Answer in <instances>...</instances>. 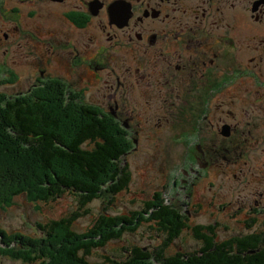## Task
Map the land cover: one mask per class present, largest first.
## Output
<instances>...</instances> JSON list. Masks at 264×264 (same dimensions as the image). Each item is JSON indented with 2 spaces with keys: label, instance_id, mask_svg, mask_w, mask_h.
<instances>
[{
  "label": "flooded vegetation",
  "instance_id": "flooded-vegetation-1",
  "mask_svg": "<svg viewBox=\"0 0 264 264\" xmlns=\"http://www.w3.org/2000/svg\"><path fill=\"white\" fill-rule=\"evenodd\" d=\"M23 49L21 74L36 76L28 92L57 80L66 98L115 120L127 148L190 159L180 182L166 175L172 199L167 186L152 193L150 224L164 246L183 232L164 235L171 228L157 220L155 193L176 208L191 181L213 192L229 169L240 185L208 203L191 190L187 214L177 209L182 231L219 203L245 227L237 236H264V0H0V64L9 71Z\"/></svg>",
  "mask_w": 264,
  "mask_h": 264
},
{
  "label": "trees",
  "instance_id": "trees-1",
  "mask_svg": "<svg viewBox=\"0 0 264 264\" xmlns=\"http://www.w3.org/2000/svg\"><path fill=\"white\" fill-rule=\"evenodd\" d=\"M126 143L115 120L88 105L87 99L66 98L57 80L27 94L0 93V211L20 196L46 204L70 194L77 202L72 213L45 225L38 223L41 235L0 226V255L20 264H264L263 235L232 236L219 242L215 230L221 226L213 223L208 227L188 225L190 231L185 232L205 242L193 252L170 251L163 243L161 248L125 247L123 259L107 256L102 262L92 261L96 249L152 221V193L142 201L141 211L108 213L116 197L128 192L134 181L131 165L124 158L152 156L128 149ZM155 161L153 158L140 172L147 184L155 178L151 169L157 175L161 170ZM162 192L155 193L162 206L156 211L157 220L171 228L164 235L176 239L184 233L187 220L176 208L164 206ZM95 200L103 202V213L86 231L79 232L76 222L90 213L87 206Z\"/></svg>",
  "mask_w": 264,
  "mask_h": 264
},
{
  "label": "rangeland",
  "instance_id": "rangeland-1",
  "mask_svg": "<svg viewBox=\"0 0 264 264\" xmlns=\"http://www.w3.org/2000/svg\"><path fill=\"white\" fill-rule=\"evenodd\" d=\"M24 49L22 52H16L14 54L11 68L7 71L4 65L1 63V74H0V83H3L2 88L0 86V93H5L9 96H14V94H18V92H23L24 94L29 93L27 90V85L31 84L35 77L29 76L28 78L21 74L22 69L24 68L23 63H16V60L23 58ZM30 60L33 61V56L29 57ZM34 75H36L33 67L29 69ZM35 89V88H34ZM32 89V90H34ZM117 124V123H116ZM244 126V123L241 124ZM246 128V124L244 126ZM127 146V145H126ZM130 148V147H128ZM174 153V152H173ZM171 155H163V156H126L124 158V162H127L131 165V171L133 174V182L131 184L130 190L128 192H124L116 197L115 205L111 206V210L108 211L111 215H126L129 211H141L143 210L142 201L144 199H148L150 193L155 191H159L160 188L168 186V190L165 191V195L169 198H173L175 196V190L173 188V180L170 181L166 175L171 174L173 177H179L177 179L178 182L181 180V173L184 167H188L190 164V159H188L185 154L174 153ZM193 155V154H192ZM156 159L155 162L161 168L159 174H156L155 169H151V177H155L152 182L147 184L145 176L143 178L140 177V172L143 169H146V165L148 162H151L152 159ZM187 158V159H186ZM153 163V162H152ZM144 168H143V166ZM150 167V165H149ZM233 169L227 170V175L216 179L217 187H214L213 192L209 191L208 184H204L201 189H196V187H192V181L189 183L188 187H185L184 191L180 193L179 197L174 199L176 203V209L182 211L183 214H187L184 210V204L186 203L188 198V193L191 190H195V193L198 194V199L211 201L213 197V193H218L219 198L227 197L229 199V195L231 189L236 188L240 184L234 181L233 173H238L236 171H232ZM149 171V170H148ZM167 172V173H166ZM142 175H145L144 173ZM249 176V174H248ZM196 177V176H195ZM174 179V178H173ZM207 179L204 180V182ZM200 181V180H199ZM248 181H254L252 178H248ZM203 182V183H204ZM245 184L246 180H245ZM202 185V184H201ZM254 187L257 184H252ZM220 186V187H219ZM179 187V186H178ZM248 189V188H247ZM163 199V195L161 196ZM185 199V200H184ZM192 200V199H191ZM222 202V201H221ZM223 203V202H222ZM116 206V207H114ZM77 208V202L74 196L70 194H65L61 198H58L50 203H33L29 202L25 196H20L14 200V203L11 207L7 208L5 211H0V226L10 230L11 232H23L33 235H41V231L37 228V224L45 225L48 220L58 219L62 216L68 215L72 213ZM87 208L90 210V213L83 216L76 222V229L79 232L86 231L89 227L92 226L93 221L97 219L99 214L103 213L104 204L100 200H95L92 202ZM230 207L228 210L219 211V203L218 206H214L213 209L202 210L196 217H193L190 220L192 225H207L214 222L213 217L219 218L220 226L217 230V239L219 242L225 241L232 236H237L241 230H244L245 227L239 223V218H232L230 215ZM216 212L218 214H216ZM233 212V210H232ZM213 213V216H212ZM193 215V213H191ZM228 227V228H226ZM246 232V231H245ZM164 239L162 237H158L157 233L151 229V224L143 223L142 226L137 228L135 233H126L121 240H115L108 243L104 248L96 249L94 254L90 257V259L94 262H102L105 260V257H115L117 259L124 258V248L132 247V246H142L149 248H161L163 245ZM202 247V243L199 240L194 239L188 233L184 232L181 234L180 238L176 239L175 246L170 251H174L177 248H181L187 250L188 252H193ZM0 264H20V262H15L10 259L9 256L0 255Z\"/></svg>",
  "mask_w": 264,
  "mask_h": 264
}]
</instances>
